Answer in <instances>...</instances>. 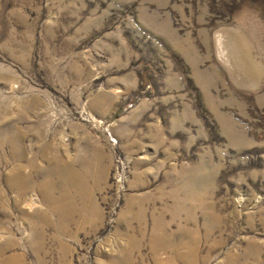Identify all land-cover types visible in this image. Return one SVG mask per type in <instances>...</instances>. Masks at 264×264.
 <instances>
[{"label": "rangeland", "instance_id": "374dc122", "mask_svg": "<svg viewBox=\"0 0 264 264\" xmlns=\"http://www.w3.org/2000/svg\"><path fill=\"white\" fill-rule=\"evenodd\" d=\"M0 193V264H264V0H0Z\"/></svg>", "mask_w": 264, "mask_h": 264}, {"label": "bare ground", "instance_id": "6f19581e", "mask_svg": "<svg viewBox=\"0 0 264 264\" xmlns=\"http://www.w3.org/2000/svg\"><path fill=\"white\" fill-rule=\"evenodd\" d=\"M243 47H244V44H243ZM18 153V152H17ZM30 164H32L33 165V162H30ZM30 167H31V165H30ZM27 178V177H26ZM25 177H23L22 175H21V173H20V170H19V172L17 173V174H13V175H11V177L9 178V179H7L6 180V184H7V186H8V188L10 189V190H13V191H16L17 193H19L18 194V196H19V198H21L23 195H24V193H26V192H28V189L30 188L29 187V184L27 185V182H28V180L26 179ZM3 196H4V194H1L0 193V198L3 200ZM17 199V198H16ZM17 202L19 203V200H17ZM16 203V202H15ZM17 203V204H18ZM16 204V205H17ZM37 206L38 205H36V203L34 202V201H30V204L29 203H27V204H25L24 205V210H23V212H24V214L25 213H27V214H29L30 213V211L29 210H33V209H35V208H37ZM53 209H55L56 210V208H53ZM39 214H41V213H39ZM45 215V214H44ZM26 216V215H25ZM47 216V215H46ZM39 217V216H38ZM43 219V218H42ZM44 221V220H43ZM43 225V224H42ZM36 225L34 224L33 225V228H36L35 227ZM31 233V232H30ZM36 238V237H35ZM31 239V238H30ZM27 240V239H26ZM40 240V239H39ZM178 254V253H177ZM177 257H178V255H177ZM178 259V258H177ZM171 260H173V259H171ZM165 262V261H164ZM167 262V261H166ZM158 263V262H157ZM162 263V262H161ZM169 264V263H168Z\"/></svg>", "mask_w": 264, "mask_h": 264}]
</instances>
